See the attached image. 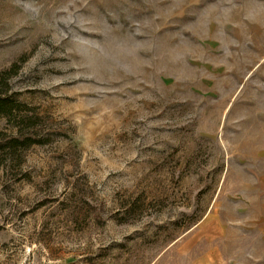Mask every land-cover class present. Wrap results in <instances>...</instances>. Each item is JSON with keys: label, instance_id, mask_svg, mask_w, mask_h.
Here are the masks:
<instances>
[{"label": "rangeland", "instance_id": "obj_1", "mask_svg": "<svg viewBox=\"0 0 264 264\" xmlns=\"http://www.w3.org/2000/svg\"><path fill=\"white\" fill-rule=\"evenodd\" d=\"M13 64L0 264H264V0H0Z\"/></svg>", "mask_w": 264, "mask_h": 264}, {"label": "trees", "instance_id": "obj_2", "mask_svg": "<svg viewBox=\"0 0 264 264\" xmlns=\"http://www.w3.org/2000/svg\"><path fill=\"white\" fill-rule=\"evenodd\" d=\"M13 64L8 70L0 73V118L4 120L10 134L0 133V150L4 156V170L8 169L10 161L16 164L23 160L22 153L29 146L44 144L48 141L47 133L39 129V117L24 103L16 99V94L10 90L8 84L9 72H14ZM18 179H28V174L21 171Z\"/></svg>", "mask_w": 264, "mask_h": 264}]
</instances>
